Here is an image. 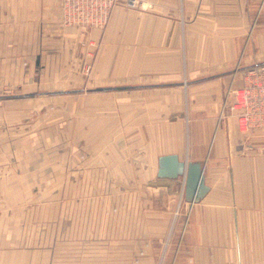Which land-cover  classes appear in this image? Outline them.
<instances>
[{
  "label": "crops",
  "instance_id": "crops-1",
  "mask_svg": "<svg viewBox=\"0 0 264 264\" xmlns=\"http://www.w3.org/2000/svg\"><path fill=\"white\" fill-rule=\"evenodd\" d=\"M140 1V10L115 8L104 30L83 32L61 26L58 0H0V95L8 88L25 98L0 103L3 137L11 131L6 116L36 104L39 83L145 78V89L85 93L84 102L53 109L54 119L34 121L37 139L29 143L0 140V169L26 164L25 182L36 189L60 175L68 196L84 197L77 211L90 216L109 207L103 195L114 207L121 195L125 207L145 196V264H264V129L243 134L233 117L220 118L224 93L245 84L242 69L264 62V0ZM3 149H13L9 159ZM167 154L202 162L209 189L198 202L179 198L183 177L157 176L158 157ZM18 171L11 176L21 183ZM104 216L93 215L96 226L106 225ZM0 217V264H51L43 245L53 238V220L37 229Z\"/></svg>",
  "mask_w": 264,
  "mask_h": 264
},
{
  "label": "rangeland",
  "instance_id": "rangeland-1",
  "mask_svg": "<svg viewBox=\"0 0 264 264\" xmlns=\"http://www.w3.org/2000/svg\"><path fill=\"white\" fill-rule=\"evenodd\" d=\"M142 7L144 6L141 5L140 7L129 10H140ZM86 38L87 35H83L76 42V45L79 46L78 48L85 45ZM89 42L91 41H87L88 45ZM88 56H91V59H93V51L86 50L84 58ZM82 72L85 74L83 75L82 73L83 77L87 78V73L85 71ZM133 87L145 89V78L126 84L107 85L89 83H77L75 85L70 83L67 85L64 84V81L50 85L39 83L32 97L34 98L32 101L36 102V104H31L34 110L30 109L29 106L31 105H29V102H25L26 104L22 105L20 115H13L12 112L10 115H7L5 125L7 128L11 126V131H6L5 137L0 133V140H12L16 139L15 137H21L19 138L20 140L29 143L31 139H37V133L29 131L33 123H35L34 121L40 119V124H43L47 120L54 119L53 109L56 110L61 105L63 107L67 102L74 101L75 104H78L79 101L84 102L79 97L85 93L116 92L130 90L129 88ZM99 88L110 89L98 90ZM16 94L15 91L9 90L8 88L3 89L0 95V103H4V100L25 99L16 98L18 97ZM64 95L69 100H63L65 99L63 98ZM46 101H48V105H46ZM87 101V103H90L89 99ZM87 103L85 101V105L88 107ZM45 105L47 106V111H50L49 115H45ZM222 105L223 99L221 101ZM49 108L52 109L50 110ZM85 117H87V112ZM233 118L230 117V120H233ZM234 122H236L235 118ZM15 124L22 125L24 130L21 128V133L14 132L16 128ZM9 151H13V149H3L1 152L6 159H9ZM2 165L6 168L1 166L0 177H2V173L4 172L6 177L3 180L0 178V207L2 209L0 216H3L7 222L22 221V223H25L23 227H36L37 229L42 226L45 220H53V238L52 240H48V244L43 245L50 249L51 264H145V196H135L134 207H125L126 196L121 195L118 197L117 207H114V204L111 205V198L108 195H103L102 201L107 203L109 207L103 213L102 211L94 213L93 209L90 216V213L77 211L78 207H75V203H78L84 197H79L77 192L74 196H68L64 191V183H61L60 175L58 180L50 188L46 189L43 185L41 189H36L32 186L33 182L29 184L25 182L26 174L23 170L26 164L4 163ZM15 167H18V173H20V168H22V172L19 174L22 176L21 183L18 180H13L14 175L11 176L13 171L15 173ZM101 185L104 187L106 181ZM52 188H55L53 195L47 194ZM85 198L92 197L86 196ZM84 206H95V204L85 203ZM19 207L21 209L23 208V210H19ZM47 207H53V211H49ZM51 214L52 217L50 219ZM94 214L105 215L108 218L106 225L96 226V221L93 218ZM86 215L89 216L86 217ZM85 219L86 223H84ZM109 220H111V223H109ZM173 230V226H171L167 231L164 249L167 246L168 239ZM42 236L45 238V234H42Z\"/></svg>",
  "mask_w": 264,
  "mask_h": 264
},
{
  "label": "built area",
  "instance_id": "built-area-1",
  "mask_svg": "<svg viewBox=\"0 0 264 264\" xmlns=\"http://www.w3.org/2000/svg\"><path fill=\"white\" fill-rule=\"evenodd\" d=\"M134 9L141 6L140 0H58L59 20L62 27L83 30L103 29L112 11L117 7ZM93 42H89L93 46ZM91 56L85 58L91 61ZM90 63L84 66L89 74ZM245 84L229 88L224 93L220 118L227 121L234 117L238 130L243 134L264 129V62L242 69ZM184 188V179H183ZM183 188L179 198H183Z\"/></svg>",
  "mask_w": 264,
  "mask_h": 264
},
{
  "label": "water",
  "instance_id": "water-1",
  "mask_svg": "<svg viewBox=\"0 0 264 264\" xmlns=\"http://www.w3.org/2000/svg\"><path fill=\"white\" fill-rule=\"evenodd\" d=\"M110 88H99L107 90ZM157 176L159 178L177 179L183 177V198L188 203L198 202L207 193L201 161L180 160L176 154L158 157Z\"/></svg>",
  "mask_w": 264,
  "mask_h": 264
}]
</instances>
